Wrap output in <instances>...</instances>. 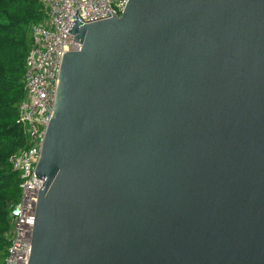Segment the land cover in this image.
Instances as JSON below:
<instances>
[{"label": "water", "instance_id": "95a60500", "mask_svg": "<svg viewBox=\"0 0 264 264\" xmlns=\"http://www.w3.org/2000/svg\"><path fill=\"white\" fill-rule=\"evenodd\" d=\"M77 14L29 264H264V0Z\"/></svg>", "mask_w": 264, "mask_h": 264}, {"label": "built area", "instance_id": "2783aa9c", "mask_svg": "<svg viewBox=\"0 0 264 264\" xmlns=\"http://www.w3.org/2000/svg\"><path fill=\"white\" fill-rule=\"evenodd\" d=\"M129 0H40L46 18L31 28L32 48L24 77L26 96L19 109V123L29 136V148L11 158L21 179V198L10 213L12 229L4 264H29L35 213L43 181L35 177L41 145L54 110L62 54L79 51L69 33L75 13L83 24L121 16Z\"/></svg>", "mask_w": 264, "mask_h": 264}, {"label": "trees", "instance_id": "16d2710c", "mask_svg": "<svg viewBox=\"0 0 264 264\" xmlns=\"http://www.w3.org/2000/svg\"><path fill=\"white\" fill-rule=\"evenodd\" d=\"M40 0H0V264L10 245V213L21 198V179L11 158L29 148V136L19 123L25 98L24 77L32 48L31 28L43 22Z\"/></svg>", "mask_w": 264, "mask_h": 264}]
</instances>
